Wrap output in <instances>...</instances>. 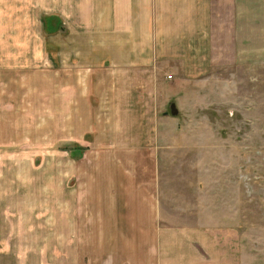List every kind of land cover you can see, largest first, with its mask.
<instances>
[{"label":"rangeland","instance_id":"1","mask_svg":"<svg viewBox=\"0 0 264 264\" xmlns=\"http://www.w3.org/2000/svg\"><path fill=\"white\" fill-rule=\"evenodd\" d=\"M36 1L0 0V264H164L198 229L264 264V0H181L185 59L141 83Z\"/></svg>","mask_w":264,"mask_h":264},{"label":"crops","instance_id":"2","mask_svg":"<svg viewBox=\"0 0 264 264\" xmlns=\"http://www.w3.org/2000/svg\"><path fill=\"white\" fill-rule=\"evenodd\" d=\"M53 1L37 0L36 4L50 8L55 1L58 2L57 0ZM59 1L60 16L66 23L67 36L72 38V40L62 38L64 39V43L62 40L63 56L66 54L69 59V52H71L73 59L76 56L79 58L82 54V46H85V53H89L94 58L97 53L101 54L104 50L107 53V59L101 58L100 60L104 62L107 60L109 79L114 78L117 82V74L121 69L120 71L124 74L130 72L133 77H138L141 83L144 78L158 77L156 71L151 69L152 64L169 61L175 63V61L185 59L186 51L183 50L182 45H187V43L180 39L186 37L188 32L180 27L175 28V21L170 16V14L181 13V0ZM183 12L190 13L192 11L183 10ZM212 12L214 11H209V13ZM166 13L169 14L168 19L164 16ZM74 27L79 28L78 36L84 34L83 38L71 33V28L76 29ZM85 53L83 52L84 56ZM95 60H98V57ZM140 87L136 86L134 95L136 93L141 101V94L146 93V90ZM132 89L131 87L130 92ZM108 93L112 97L114 90L110 88ZM132 155L136 158L144 157L138 151H134ZM179 233L181 234V232ZM158 235L163 237L164 233ZM188 235L189 245L193 244L190 246L195 247L196 251L193 252L190 249L188 251V247L183 246L181 250L175 248L174 251H169V253H180L177 254L178 256L170 257L165 249V254L162 257L164 264H206V261H209V254L213 252L207 251L205 248L206 241L211 243L209 239L211 237H207L206 230L198 229V234L195 232L194 236ZM178 240L180 243H186V239L183 237ZM160 253L162 255V251Z\"/></svg>","mask_w":264,"mask_h":264},{"label":"water","instance_id":"3","mask_svg":"<svg viewBox=\"0 0 264 264\" xmlns=\"http://www.w3.org/2000/svg\"><path fill=\"white\" fill-rule=\"evenodd\" d=\"M169 112H170V114H171L172 116L177 115L178 110H177V108H176V106H175L174 103H170V104H169ZM165 114H166V113H165Z\"/></svg>","mask_w":264,"mask_h":264}]
</instances>
